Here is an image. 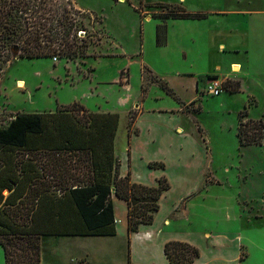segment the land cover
I'll list each match as a JSON object with an SVG mask.
<instances>
[{
	"label": "rangeland",
	"instance_id": "obj_1",
	"mask_svg": "<svg viewBox=\"0 0 264 264\" xmlns=\"http://www.w3.org/2000/svg\"><path fill=\"white\" fill-rule=\"evenodd\" d=\"M47 5L52 10L54 25H69L75 21L67 39L73 56L61 57L63 47L39 59L2 53L0 114L5 103L11 104L4 111L10 118L14 117V110L22 114L52 110L56 100L60 104L76 101L91 107L113 105L123 114L116 141L118 150L124 144L122 132L133 130L131 124L137 115L153 111L179 119L181 125L174 128V134L181 133L177 129L183 127L185 133L193 137V143L186 145L188 150L183 156L184 160L188 158L187 164L179 166L173 162L174 155L160 151L153 150L150 154L174 166L168 171L170 179L166 177L172 183V193L169 198L166 196L167 201L170 199V211L165 224L151 235L152 238L160 237L158 231L167 228L172 234L168 238L186 235L188 241L197 244L207 262L211 261V254L220 251L237 255L236 262L248 257L251 264H264V146H241L236 137L241 111L246 110L249 118L264 120V0H52ZM178 6L203 18L185 20L188 23L171 27L182 22L174 19L180 14L175 8ZM157 26H160L162 42L166 35L170 37V47L156 43ZM249 26L252 27L247 32L251 41V69L244 77L242 91L240 82L222 78L223 91L218 96H210L206 85L212 76L199 77L196 86L190 76L177 75L190 72L198 76L216 69L213 59L204 58L208 55L207 37ZM58 29L60 39L63 31L61 27ZM193 38L197 39L195 44L191 42ZM178 39L183 41L184 58L176 45ZM237 58L244 62L247 59L245 54ZM228 62L225 57L223 68L228 67ZM126 70L132 89L113 84L114 77L123 75L119 71ZM123 78H120L121 83ZM155 78L167 83L180 103L153 83ZM18 79L25 83H14ZM229 82L239 83L240 91L226 90L225 83ZM25 84V91L19 90ZM29 87L32 91L27 93ZM140 90L146 95L141 97ZM123 96L125 102L121 103L118 98ZM58 111H71L81 119L87 115L79 104L59 107ZM41 154L35 159L41 158L45 167L44 163H49L52 156ZM88 158L86 154H65L62 159L68 172L66 175L61 172L62 179H85L91 170ZM59 180L60 176L55 174L56 186L62 185ZM7 195L8 191H4L3 196ZM216 241L221 245L214 244ZM157 249L156 245V260ZM51 252L44 244L43 264H49ZM119 259V264H123V260L127 264L124 250L120 251ZM0 264H4L1 246Z\"/></svg>",
	"mask_w": 264,
	"mask_h": 264
},
{
	"label": "trees",
	"instance_id": "obj_2",
	"mask_svg": "<svg viewBox=\"0 0 264 264\" xmlns=\"http://www.w3.org/2000/svg\"><path fill=\"white\" fill-rule=\"evenodd\" d=\"M50 1L0 0V56L13 54L16 48L19 58H46L62 47L65 51L61 57L73 56L67 39L75 21L54 25L47 5ZM175 8L180 12L176 20L203 18L187 13L183 7ZM58 27L63 31L60 39ZM159 29L157 26L156 43L162 44ZM152 82L180 103L167 83L158 78ZM225 88H230V93L240 91L239 83H225ZM116 128L115 115L89 113L81 119L71 111L18 114L0 128V246L4 264H40L41 236L116 234L110 170L105 168L107 160H112ZM236 137L241 146H264V120L249 118L246 110L241 111ZM40 153L52 156L45 167L41 158L35 159ZM65 154L89 156L91 170L85 179H62L68 172L62 159ZM55 174L62 185L53 183ZM113 185L115 196L127 204L128 234L137 232L140 225L152 224L159 200L170 188L165 177L158 179L156 186H145L116 172ZM4 191H8L5 197ZM164 254L169 264H193L200 251L185 242L168 241ZM127 264H132L130 259Z\"/></svg>",
	"mask_w": 264,
	"mask_h": 264
},
{
	"label": "crops",
	"instance_id": "obj_3",
	"mask_svg": "<svg viewBox=\"0 0 264 264\" xmlns=\"http://www.w3.org/2000/svg\"><path fill=\"white\" fill-rule=\"evenodd\" d=\"M231 15L232 14H230V16ZM235 20L237 21V19ZM184 21L185 20H182V22L172 24L171 27L178 26L181 23H188ZM251 28V26L244 29L233 28L232 30L220 32L214 36L211 35L207 37L206 42H208V55L204 58L213 59V61L216 63V69H212L211 72H207L198 76L190 72H178L177 75L182 77L190 76L191 80L195 82L196 86L198 78L202 76H212L219 79L229 78L231 80H235L236 82H240L242 91V82L244 80V77L249 75V69H251V62L249 60L251 54V41L249 35H247V32L250 31ZM191 42L195 44L197 42V39L193 38ZM214 42L216 43V45H213ZM247 42H249V45H247ZM162 43L165 45L164 48L170 47V37L166 35V39ZM176 45L178 50H180V54L184 58L186 52L183 47V41L178 39ZM228 54H232V56ZM239 54L246 55L247 59L245 60V62L240 61V59L237 58ZM124 55L126 56V54ZM225 57L230 60L226 69L222 66V62L224 61ZM131 62L132 61L129 58V63ZM95 70L96 69L92 71L91 75L95 73ZM119 72L120 74H123L121 76L124 77L122 81L123 83L120 82L121 77L119 76L118 78H113V84L118 83L121 88L124 87L125 89H132L131 85L129 84L130 77L128 75V71L126 70ZM125 72H127V76H125ZM16 81L23 80L18 79L15 80L14 83H16ZM14 87V89L17 90L16 85ZM25 89L26 84L23 89L19 90L25 91ZM94 89L95 94L97 95V88L95 87ZM31 91V87L27 88L26 90L27 93H30ZM173 93L175 94L174 91ZM90 94L92 96L94 92L92 91ZM139 94L142 97L144 96V94L146 95V92L144 93V91L140 90ZM175 96L178 98V100L180 99L176 94ZM124 98V96L122 98L120 97L118 98V101L123 103L125 102ZM3 104L4 103H2L1 105ZM73 104H79V106L85 110V114L87 115L89 113H92L100 117L114 115L117 116V128L112 140V160L109 162V159L107 160L106 158L107 163L105 164V168L110 170L112 190L110 197L113 204L114 226L116 234L114 236H41V264H43L44 261L42 255L44 244H47L49 246V249L52 251L49 259V264H79V262L81 261H85L87 264H119V253L120 251L122 252V250H124L127 255V263L128 259H130L132 264H169L164 254V245L166 242H185L199 249L197 244L187 240L186 235L181 237L180 235L176 234L173 235V237L168 238L167 236H170L172 234H170L167 228L158 231V233L161 235L160 237L153 239L151 236L155 233L156 230L159 229L160 226L165 224L164 222H166L167 214L170 211V208L168 207L170 199H168L167 201V198H169L170 194L172 193L170 192V190L172 189L171 182L169 183L170 189L166 191L159 200L160 208L154 215L152 224L140 225L138 231L131 234H128L127 231V204L125 201L118 199L113 192V178L115 172L121 178L127 176L132 183L142 184L145 186H156L157 180L159 178H169L168 171L170 168L173 169L174 166L170 165L169 162H167V160L164 158L152 157L150 154L153 150L160 151L168 155H174L175 159L173 160V162L177 163V165L179 166L187 164L188 158L184 160L183 156L186 155L188 150V147L186 145H189V143H193V137L186 134L183 130V127H179L177 129V131H180L181 133L178 132L177 134H174V128L181 125V121L177 118L175 119L173 116L171 117L159 112L154 113L153 111H151L145 114H139L135 117L131 124V128L133 130H125L126 132H122L121 135L124 144L123 147L118 150L116 148V141L119 135L121 126L120 122L123 114L122 112L120 113L119 108H116L113 105H108L106 108L102 105H94L93 107H91L86 105L85 103L76 101L70 104H60V102H57L56 100V107L54 109L49 111L43 110V112H31L29 114L59 113L62 112L58 111L59 107H67ZM141 104L144 106V102L142 100ZM10 105V103H5L4 106L6 107L2 109L3 114H0V128L6 127L17 114H22L21 112L14 110L15 114L13 118L5 116L4 111H6V109L9 108ZM176 108L179 107H175L174 109ZM159 110L161 109L159 108ZM125 117L127 119L126 115ZM156 164L161 166H156ZM103 167L99 170L104 169ZM164 200L168 203L164 204ZM189 208H191V206ZM214 244H216L217 246L218 244L221 245L219 241H216ZM156 245L158 247L157 260L155 259ZM211 255V261L207 262L204 259L205 254L201 253L200 251L199 258L193 264H251V259H249L248 257L243 261L236 262L237 255L234 256V254L225 255L223 254V252L219 251ZM123 264H125L124 260Z\"/></svg>",
	"mask_w": 264,
	"mask_h": 264
},
{
	"label": "built area",
	"instance_id": "obj_4",
	"mask_svg": "<svg viewBox=\"0 0 264 264\" xmlns=\"http://www.w3.org/2000/svg\"><path fill=\"white\" fill-rule=\"evenodd\" d=\"M55 60H57L55 58ZM223 91V81L219 78H211L209 79L206 85V92L210 96H218Z\"/></svg>",
	"mask_w": 264,
	"mask_h": 264
},
{
	"label": "water",
	"instance_id": "obj_5",
	"mask_svg": "<svg viewBox=\"0 0 264 264\" xmlns=\"http://www.w3.org/2000/svg\"><path fill=\"white\" fill-rule=\"evenodd\" d=\"M13 54L14 55L17 54V49L16 48L13 49Z\"/></svg>",
	"mask_w": 264,
	"mask_h": 264
}]
</instances>
